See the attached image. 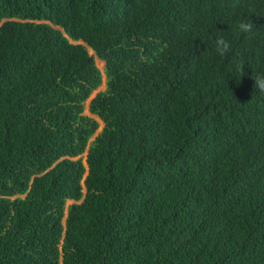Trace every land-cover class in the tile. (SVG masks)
<instances>
[{
  "label": "trees",
  "instance_id": "16d2710c",
  "mask_svg": "<svg viewBox=\"0 0 264 264\" xmlns=\"http://www.w3.org/2000/svg\"><path fill=\"white\" fill-rule=\"evenodd\" d=\"M0 23V264H264V0H0Z\"/></svg>",
  "mask_w": 264,
  "mask_h": 264
},
{
  "label": "clouds",
  "instance_id": "9594fccd",
  "mask_svg": "<svg viewBox=\"0 0 264 264\" xmlns=\"http://www.w3.org/2000/svg\"><path fill=\"white\" fill-rule=\"evenodd\" d=\"M258 29L259 28H257L256 24L253 23L251 17H247V16L237 20L234 24V27H233V30L237 35H240V36H243L246 38L253 35L256 31H258ZM220 32H223V31H220ZM78 43H83V42H78ZM214 45H215V54L218 57H220L221 59L226 60L234 52L233 42L224 35H217L214 38ZM91 55L94 56V52ZM99 61H103V60L99 59L98 62ZM103 64L105 65L104 61H103ZM245 67H246V65L243 62H241L240 64L237 65V70L242 71L245 74ZM229 74H231V73H229ZM106 79H107V77H106ZM253 79L255 81L254 91L259 90L260 92H264V72H255L253 70ZM104 81H105V85H106V80H104ZM104 81L102 82V84L104 83ZM102 90H104V89H102Z\"/></svg>",
  "mask_w": 264,
  "mask_h": 264
},
{
  "label": "water",
  "instance_id": "95a60500",
  "mask_svg": "<svg viewBox=\"0 0 264 264\" xmlns=\"http://www.w3.org/2000/svg\"><path fill=\"white\" fill-rule=\"evenodd\" d=\"M1 24V23H0ZM55 28H59V29H61L59 26H55ZM72 42H74V43H78V42H82V41H74V40H71ZM88 47V51H89V53L90 54H93V51H92V49L89 47V46H87ZM94 58H95V61H96V63H98V58L95 56V54H94ZM97 66H98V68L102 71V73H103V81L104 80H106V76H105V74H104V64H103V66H99L98 64H97ZM106 88V85L104 86V88L103 89H105ZM96 94H94L92 97L90 96L89 98H88V100H87V113H85V114H88L89 116H92L93 118H95L98 122H99V127L97 128V130H96V132H95V134L93 135V137H91L90 138V140H89V143L95 138V136L102 130V128L104 127V125H105V123H104V121L99 117V116H97V115H94V114H91L90 112H89V102L91 101V99L95 96ZM86 153L87 152H85L84 153V156L86 155ZM71 202H73V200H69L68 201V203L67 204H69V203H71ZM68 206V205H67ZM67 206H66V210H67Z\"/></svg>",
  "mask_w": 264,
  "mask_h": 264
},
{
  "label": "rangeland",
  "instance_id": "374dc122",
  "mask_svg": "<svg viewBox=\"0 0 264 264\" xmlns=\"http://www.w3.org/2000/svg\"><path fill=\"white\" fill-rule=\"evenodd\" d=\"M97 64H98L99 66H103V61H99ZM104 86H105V81H104V83H103L100 87H98V88L92 93L91 97H92L94 94H96L99 90H102V89L104 88ZM84 112L87 113V102H86V105H85V111H84Z\"/></svg>",
  "mask_w": 264,
  "mask_h": 264
}]
</instances>
